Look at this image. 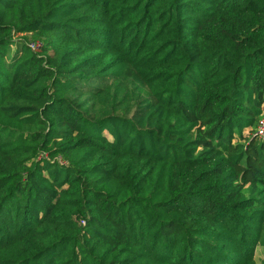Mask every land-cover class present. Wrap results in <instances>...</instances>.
Returning <instances> with one entry per match:
<instances>
[{
    "label": "trees",
    "instance_id": "obj_1",
    "mask_svg": "<svg viewBox=\"0 0 264 264\" xmlns=\"http://www.w3.org/2000/svg\"><path fill=\"white\" fill-rule=\"evenodd\" d=\"M261 119L264 0H0V264H259Z\"/></svg>",
    "mask_w": 264,
    "mask_h": 264
},
{
    "label": "rangeland",
    "instance_id": "obj_2",
    "mask_svg": "<svg viewBox=\"0 0 264 264\" xmlns=\"http://www.w3.org/2000/svg\"><path fill=\"white\" fill-rule=\"evenodd\" d=\"M256 260L259 264H264V231L261 241L255 251Z\"/></svg>",
    "mask_w": 264,
    "mask_h": 264
},
{
    "label": "built area",
    "instance_id": "obj_3",
    "mask_svg": "<svg viewBox=\"0 0 264 264\" xmlns=\"http://www.w3.org/2000/svg\"><path fill=\"white\" fill-rule=\"evenodd\" d=\"M28 45L34 51L37 50L40 47V43L39 42H31ZM257 132H258V135L260 137L264 136V119H261L259 121Z\"/></svg>",
    "mask_w": 264,
    "mask_h": 264
}]
</instances>
